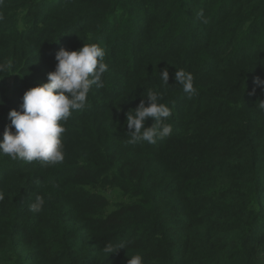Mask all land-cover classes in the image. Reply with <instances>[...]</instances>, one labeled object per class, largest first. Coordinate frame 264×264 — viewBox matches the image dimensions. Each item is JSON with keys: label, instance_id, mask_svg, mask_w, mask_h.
Masks as SVG:
<instances>
[{"label": "trees", "instance_id": "16d2710c", "mask_svg": "<svg viewBox=\"0 0 264 264\" xmlns=\"http://www.w3.org/2000/svg\"><path fill=\"white\" fill-rule=\"evenodd\" d=\"M83 43L104 49L108 71L64 125L63 162L0 154V264H264V0H3L0 139L55 53ZM149 90L173 132L129 144L126 113Z\"/></svg>", "mask_w": 264, "mask_h": 264}, {"label": "clouds", "instance_id": "9594fccd", "mask_svg": "<svg viewBox=\"0 0 264 264\" xmlns=\"http://www.w3.org/2000/svg\"><path fill=\"white\" fill-rule=\"evenodd\" d=\"M104 57L105 51L97 43H83L76 50L60 48L55 53L57 63L54 71L47 74V82H41L24 92L20 105L22 110H9L10 125L15 131L5 126L3 138L0 139V154L25 163L38 161L47 166L62 163L65 158L62 137L67 131L64 125L73 111L83 110L87 106L88 94L93 86H104L102 76L108 71ZM10 68V61L0 63V72L7 73ZM159 75L162 86L169 85L167 68L162 69ZM174 80L189 97L198 94L191 73L176 69ZM254 83L264 90V80L257 77ZM146 97L147 106L142 99L134 112L126 113L129 144L147 142L154 145L157 140L167 138L173 132L172 124L166 122L172 112L169 106L160 102L162 93L149 90ZM258 107L264 111V100L259 101ZM148 118L154 120L151 126H145ZM3 199L4 193L0 191V201ZM44 206V197L37 195L29 205V211L40 213ZM120 248H124V245L114 247L109 244L105 251L109 254ZM127 257L126 264H144L141 254Z\"/></svg>", "mask_w": 264, "mask_h": 264}]
</instances>
